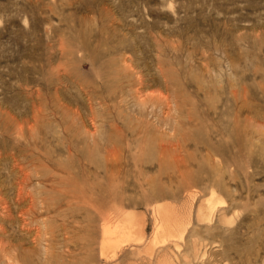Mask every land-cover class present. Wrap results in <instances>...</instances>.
<instances>
[{
  "label": "rangeland",
  "instance_id": "obj_1",
  "mask_svg": "<svg viewBox=\"0 0 264 264\" xmlns=\"http://www.w3.org/2000/svg\"><path fill=\"white\" fill-rule=\"evenodd\" d=\"M0 264H264V0H0Z\"/></svg>",
  "mask_w": 264,
  "mask_h": 264
},
{
  "label": "bare ground",
  "instance_id": "obj_2",
  "mask_svg": "<svg viewBox=\"0 0 264 264\" xmlns=\"http://www.w3.org/2000/svg\"><path fill=\"white\" fill-rule=\"evenodd\" d=\"M167 72V71H166ZM173 80V79H172ZM168 82V81H167ZM169 82H170V80H169ZM171 82H173V81H171ZM176 82V81H175ZM172 84V83H171ZM149 97V96H148ZM154 97V96H153ZM152 98V97H151ZM157 98V97H156ZM147 99V98H146ZM174 99V98H173ZM177 99V98H176ZM183 99V98H182ZM167 100V99H166ZM155 101V100H154ZM161 101H162V99H161ZM170 101V100H169ZM166 102V101H165ZM176 102H177V100H176ZM183 102V101H182ZM150 104V103H149ZM177 104V103H176ZM159 105V104H158ZM169 106H171V105H169ZM162 107V106H161ZM172 109V108H171ZM179 109V108H178ZM177 109V110H178ZM190 114V113H189ZM38 121V120H37ZM34 128V127H33ZM167 139V138H166ZM161 141V140H160ZM129 144V143H128ZM160 144V143H159ZM164 144V143H163ZM166 146V145H165ZM163 149H164V151L166 150V147H163ZM218 152V151H217ZM175 153V152H174ZM112 158V157H111ZM115 158V157H114ZM119 158V157H118ZM105 159V158H104ZM117 159V158H116ZM121 159V158H120ZM113 160V159H112ZM162 160V159H161ZM108 161H110V160H108ZM114 161H115V159H114ZM119 161V160H118ZM184 161H186V160H184ZM115 162H117V160L115 161ZM166 166V165H165ZM187 166V165H186ZM89 193V192H88ZM104 198V197H103ZM77 201V200H76ZM83 201V200H82ZM89 202V201H88ZM49 207V206H48ZM161 229V228H160ZM160 231V230H159ZM47 233V232H46ZM45 234V233H44ZM40 235V234H39ZM108 235V234H107ZM46 236V235H45ZM111 236V235H110ZM42 237H44V236H42ZM48 237V236H47ZM47 237H45V238H47ZM52 237H55V236H52ZM112 237V236H111ZM44 241H45V239H43ZM43 242V241H42Z\"/></svg>",
  "mask_w": 264,
  "mask_h": 264
}]
</instances>
